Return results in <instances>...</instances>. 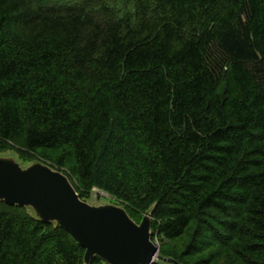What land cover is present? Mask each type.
Returning a JSON list of instances; mask_svg holds the SVG:
<instances>
[{
    "label": "trees",
    "instance_id": "1",
    "mask_svg": "<svg viewBox=\"0 0 264 264\" xmlns=\"http://www.w3.org/2000/svg\"><path fill=\"white\" fill-rule=\"evenodd\" d=\"M2 147L152 211L164 245L264 264V0H0ZM84 256L0 200V264Z\"/></svg>",
    "mask_w": 264,
    "mask_h": 264
},
{
    "label": "water",
    "instance_id": "2",
    "mask_svg": "<svg viewBox=\"0 0 264 264\" xmlns=\"http://www.w3.org/2000/svg\"><path fill=\"white\" fill-rule=\"evenodd\" d=\"M0 200L70 233L85 249V264L95 257L108 264H153L159 252L152 211L136 222L122 206L90 204L66 173L42 161L24 166L16 155L0 154Z\"/></svg>",
    "mask_w": 264,
    "mask_h": 264
},
{
    "label": "rangeland",
    "instance_id": "3",
    "mask_svg": "<svg viewBox=\"0 0 264 264\" xmlns=\"http://www.w3.org/2000/svg\"><path fill=\"white\" fill-rule=\"evenodd\" d=\"M3 151H0L1 153H6V154H11V150H6V148L2 147ZM83 200H85L86 202L90 203V204H109V203H113V204H117L116 201H118L116 199L115 196H113L112 194L106 192L105 190L99 189L98 187L93 188L92 192L90 194H88ZM119 202V201H118ZM145 214H143L142 219L144 217ZM142 219L139 221L141 222ZM192 239L190 236L183 238L180 241H174L171 243H165V245L163 244V242L159 239V237H155L153 239V242L157 244V246L159 247V252L157 254V256L154 259V262H158L160 261L161 264H169L168 262L164 261L167 258H164L162 255H160L161 252V248L164 245L165 249L168 250L169 252H173V253H178L181 256H183L184 260H186V262L188 264H208L205 263L204 260L208 259L209 254L211 252V250L213 249H207V250H203L200 251V253H197L194 249V247H192L190 244L192 242ZM160 257V258H159ZM203 258V259H202ZM218 259L213 260L211 263L209 264H223V262L225 261L224 257H217ZM164 259V260H162Z\"/></svg>",
    "mask_w": 264,
    "mask_h": 264
}]
</instances>
